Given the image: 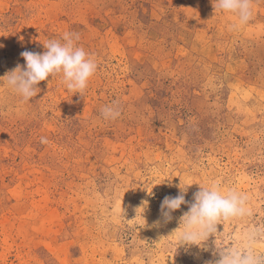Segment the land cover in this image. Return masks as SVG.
I'll use <instances>...</instances> for the list:
<instances>
[{
    "label": "rangeland",
    "instance_id": "rangeland-1",
    "mask_svg": "<svg viewBox=\"0 0 264 264\" xmlns=\"http://www.w3.org/2000/svg\"><path fill=\"white\" fill-rule=\"evenodd\" d=\"M236 21L212 0H0V77L66 31L98 63L83 95L57 76L23 102L0 81V264L215 261L214 236L180 246L188 204L156 224L181 181L189 202L199 184L248 195L218 247L264 222V0Z\"/></svg>",
    "mask_w": 264,
    "mask_h": 264
},
{
    "label": "clouds",
    "instance_id": "clouds-1",
    "mask_svg": "<svg viewBox=\"0 0 264 264\" xmlns=\"http://www.w3.org/2000/svg\"><path fill=\"white\" fill-rule=\"evenodd\" d=\"M212 4L215 13L223 11L236 15L237 21L229 26V30H238L252 18L253 0H212ZM79 41V33L66 31L60 39H50L44 43L46 51L42 54L22 52L26 64L17 65L0 77V81H5L7 87L23 102L37 96L41 81L57 76L69 91L83 95L97 72L98 63L92 54L79 45ZM101 114L105 120H115L121 112L114 103L102 107ZM41 142L47 143V140L42 137ZM189 186H184L181 181L178 194L163 199L160 205L161 220L156 222L157 226L161 221L164 224L170 222L172 213L188 204V210L179 219V228L174 231L180 232V246L203 247L204 242L214 236V255H218V259L207 264H264V251L258 249V244L264 242V222L247 227L241 243L217 246L218 236L225 231L224 225L228 222L235 224L252 216L248 195L236 188L225 190L219 183L199 184V190L189 202L185 199ZM149 194H152V190ZM218 225H223V231L218 230Z\"/></svg>",
    "mask_w": 264,
    "mask_h": 264
}]
</instances>
